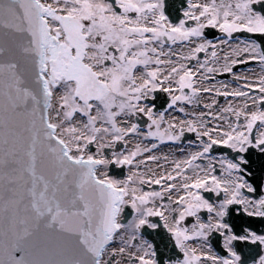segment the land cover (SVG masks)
Instances as JSON below:
<instances>
[{
  "label": "snow or ice",
  "instance_id": "snow-or-ice-1",
  "mask_svg": "<svg viewBox=\"0 0 264 264\" xmlns=\"http://www.w3.org/2000/svg\"><path fill=\"white\" fill-rule=\"evenodd\" d=\"M0 264H264V0H0Z\"/></svg>",
  "mask_w": 264,
  "mask_h": 264
},
{
  "label": "flooded vegetation",
  "instance_id": "flooded-vegetation-1",
  "mask_svg": "<svg viewBox=\"0 0 264 264\" xmlns=\"http://www.w3.org/2000/svg\"><path fill=\"white\" fill-rule=\"evenodd\" d=\"M247 67H255V66L254 65H248ZM234 71H236L238 73H243L245 71V66H237V68ZM256 71L258 72L259 69L256 68ZM218 79L227 80V79H229V77L227 75H225V76L218 77Z\"/></svg>",
  "mask_w": 264,
  "mask_h": 264
}]
</instances>
